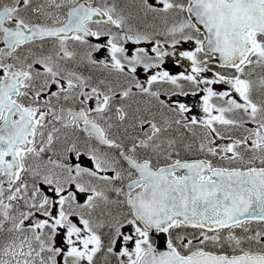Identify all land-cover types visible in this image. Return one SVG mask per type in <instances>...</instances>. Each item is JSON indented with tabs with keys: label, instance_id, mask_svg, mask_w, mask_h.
<instances>
[{
	"label": "snow or ice",
	"instance_id": "1",
	"mask_svg": "<svg viewBox=\"0 0 264 264\" xmlns=\"http://www.w3.org/2000/svg\"><path fill=\"white\" fill-rule=\"evenodd\" d=\"M0 264H264V0H0Z\"/></svg>",
	"mask_w": 264,
	"mask_h": 264
}]
</instances>
